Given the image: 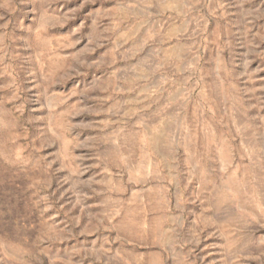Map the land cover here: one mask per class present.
I'll return each instance as SVG.
<instances>
[{"label":"rangeland","instance_id":"1","mask_svg":"<svg viewBox=\"0 0 264 264\" xmlns=\"http://www.w3.org/2000/svg\"><path fill=\"white\" fill-rule=\"evenodd\" d=\"M0 264H264V0H0Z\"/></svg>","mask_w":264,"mask_h":264}]
</instances>
